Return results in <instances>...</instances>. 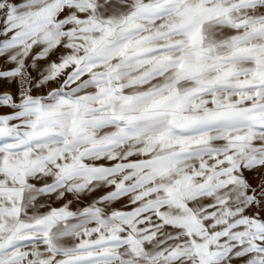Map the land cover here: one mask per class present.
<instances>
[{"label": "snow or ice", "instance_id": "snow-or-ice-1", "mask_svg": "<svg viewBox=\"0 0 264 264\" xmlns=\"http://www.w3.org/2000/svg\"><path fill=\"white\" fill-rule=\"evenodd\" d=\"M0 264H264V0H0Z\"/></svg>", "mask_w": 264, "mask_h": 264}]
</instances>
